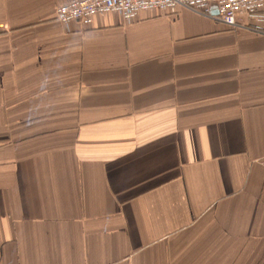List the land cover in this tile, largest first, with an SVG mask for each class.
I'll list each match as a JSON object with an SVG mask.
<instances>
[{"label": "crops", "instance_id": "obj_1", "mask_svg": "<svg viewBox=\"0 0 264 264\" xmlns=\"http://www.w3.org/2000/svg\"><path fill=\"white\" fill-rule=\"evenodd\" d=\"M67 1L0 0V264H264V36Z\"/></svg>", "mask_w": 264, "mask_h": 264}, {"label": "built area", "instance_id": "obj_2", "mask_svg": "<svg viewBox=\"0 0 264 264\" xmlns=\"http://www.w3.org/2000/svg\"><path fill=\"white\" fill-rule=\"evenodd\" d=\"M58 8L57 18L66 27L72 22L89 26L94 16L109 12L131 23L141 12L153 10L174 15L178 10L189 9L233 30L246 29L264 36V0H68ZM242 14L248 17V25L237 21Z\"/></svg>", "mask_w": 264, "mask_h": 264}]
</instances>
